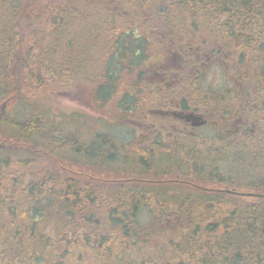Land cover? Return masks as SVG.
Returning <instances> with one entry per match:
<instances>
[{
    "label": "trees",
    "instance_id": "1",
    "mask_svg": "<svg viewBox=\"0 0 264 264\" xmlns=\"http://www.w3.org/2000/svg\"><path fill=\"white\" fill-rule=\"evenodd\" d=\"M78 1L24 14L23 0H0V103L9 104L0 110V264H264V0H92L80 12ZM171 56L181 59L184 109L221 101L196 97L204 59L227 78L228 118L253 130L230 145L213 137L218 154L202 141L119 149L106 134L69 135L36 97L86 81L108 103L119 85L127 120L145 95L156 104L168 96L147 79ZM44 159L124 178L64 176ZM147 172L155 180L132 178Z\"/></svg>",
    "mask_w": 264,
    "mask_h": 264
},
{
    "label": "rangeland",
    "instance_id": "2",
    "mask_svg": "<svg viewBox=\"0 0 264 264\" xmlns=\"http://www.w3.org/2000/svg\"><path fill=\"white\" fill-rule=\"evenodd\" d=\"M63 4L64 0H23L24 4V10L26 12L24 14H29L30 9H32V6L35 4L38 5V8L47 6L53 2H57ZM62 1V2H60ZM93 1L92 0H80L78 3L74 5V8L78 7L80 12V9L84 6V4L89 3L90 5ZM92 5V4H91ZM84 17V15L82 14ZM25 18H29L26 17ZM80 29L79 27L76 28ZM82 30V29H81ZM28 35V34H26ZM72 33L69 34V38ZM80 38L81 35H79ZM92 48V44L90 45ZM96 50L92 48L90 51V56H97ZM95 58V57H93ZM168 62H170L168 65L170 68H177L179 64V59L177 57H169L167 59ZM204 59L201 61L202 68L204 70L202 71V75L198 78L196 84H195V92L196 97L209 99V100H223V97H225L226 92L229 90V85L227 83V78L224 76V72L221 69V67H210L207 62H203ZM100 62V59H98V62ZM207 64V65H206ZM167 65V66H168ZM92 66L87 68V71L93 73ZM101 72V71H100ZM147 78V77H146ZM148 81H156V77H153L151 74L148 76ZM119 82L123 84V86L126 85V79L123 77H120ZM167 83H170V81H167ZM180 83V82H179ZM54 84V83H53ZM64 86L59 85L47 86V89L43 91V93L38 92L36 97H39V100H45L44 103H46L45 107L51 109L52 112L55 114L52 116V119L54 120L55 124L63 122L62 119H64L67 123H64L61 125L62 129L66 130V133L73 134L74 137H78V139L83 138L84 141L88 142L93 135L101 134L107 135L106 137H111L112 140L116 141V147L118 146L119 149L122 148H129L130 143H132L131 140L136 142L138 139L140 140V136L144 135L141 134L140 131H137V127H131L126 123V118L124 117V112L120 108V100L121 93H119L120 89H123L122 86H117L115 90V94L111 98V101L108 103L105 102L104 98L97 99L94 97V86L89 85L85 82H80L77 84H70V82H63ZM128 85V84H127ZM51 86V87H50ZM163 87L165 85H162ZM179 85L175 87V89L171 91H178ZM201 94H203L201 96ZM152 93V92H151ZM145 95V93H143ZM155 94V93H153ZM152 94V95H153ZM177 96H180L179 94H175ZM175 97V96H174ZM183 97V96H182ZM163 99L157 100L156 102H162ZM154 101H146V95L142 98V101L139 103L138 108H136L134 115L128 118H132L136 124H139L143 121V116L145 114H148V111L150 109H158L164 104L160 103H153ZM163 103V102H162ZM210 104V103H209ZM9 104H6V102L0 103V110L6 111L5 109L8 107ZM211 105V104H210ZM213 107V105H211ZM61 114V115H58ZM57 115V116H56ZM127 118V119H128ZM122 120V121H120ZM125 125V126H124ZM230 130V129H229ZM230 135V134H229ZM200 136V137H198ZM104 137V136H103ZM213 137H215V132L211 128H202L198 129L197 136L192 138L188 137L186 140H182L181 144H187L191 142H200L201 141L207 144H202L200 147H211V149H215L216 153L218 154L219 151L224 150V148L219 145V148L217 149L211 142L215 140H211ZM211 140V141H210ZM105 141V140H104ZM144 141V140H143ZM145 142V141H144ZM163 143V142H161ZM192 144V143H191ZM216 145V144H215ZM229 147V146H228ZM227 149V148H225ZM213 151V150H212ZM225 152V151H224ZM230 153V152H229ZM221 156V155H220ZM220 159V157L218 158ZM230 159L222 158V161L217 165V168L221 171L225 169L227 165H230ZM221 160V159H220ZM43 163L46 166H50L53 170L61 172L64 176L69 175L72 176L75 173L76 174H82L81 176L83 179H99L102 181H111L113 182L124 178V175L121 172L115 173L110 171H100L97 169H93L90 167H79L76 164L73 163H63L60 162L58 164L56 161H49V159H44ZM71 164V165H70ZM217 169V170H218ZM148 174L145 177L139 178L132 176V178H138L140 180L145 179L148 181H153L155 178H153L151 172H147ZM233 175V173H232ZM166 180H169L167 178L165 179H157V181L165 182ZM171 180H177V179H171ZM112 182V181H111ZM202 186L206 187L207 189H216L218 188L216 185L212 184H206V183H200ZM229 189V188H228ZM150 216L147 213H140L138 215V221L141 226H144L145 224L149 223ZM97 264V263H95Z\"/></svg>",
    "mask_w": 264,
    "mask_h": 264
},
{
    "label": "flooded vegetation",
    "instance_id": "3",
    "mask_svg": "<svg viewBox=\"0 0 264 264\" xmlns=\"http://www.w3.org/2000/svg\"><path fill=\"white\" fill-rule=\"evenodd\" d=\"M179 72V66L176 69L168 66L165 67L161 75L157 76L158 82H156V85L158 90L163 94H168L166 98H162L163 103L160 102L164 105L158 109H150L139 124H136L132 118L126 120L129 126L137 127V131L139 130L141 134L145 133V136H140V140L138 139L135 142L136 146L152 147V145L159 142L169 146H178L182 140H186L188 137H196L198 129L202 128H211L215 132L217 144L230 145V140L233 137H243L253 130L254 125L249 126L245 119L239 117L228 118L226 95L223 97L224 101H220L218 104L215 103L218 107L210 103L213 105L212 107L208 102L205 104L198 103V109L195 106L184 109L180 102L183 98L175 95V93L177 94L176 90L171 91L175 89L177 84H180ZM167 81H170V83H167ZM199 101L203 102L205 100L200 98ZM197 121H203L204 125L196 126ZM173 181L187 184L180 178Z\"/></svg>",
    "mask_w": 264,
    "mask_h": 264
},
{
    "label": "water",
    "instance_id": "4",
    "mask_svg": "<svg viewBox=\"0 0 264 264\" xmlns=\"http://www.w3.org/2000/svg\"><path fill=\"white\" fill-rule=\"evenodd\" d=\"M203 121H197V124H195L196 126H198V125H203ZM224 192H226V193H232V194H237V195H240V196H244V197H247V196H251V197H259V196H263V195H256V194H253V193H241V192H234V190H228V189H226V190H224Z\"/></svg>",
    "mask_w": 264,
    "mask_h": 264
}]
</instances>
